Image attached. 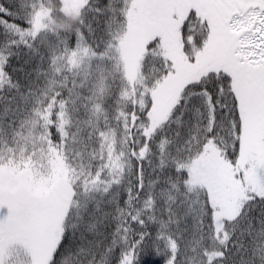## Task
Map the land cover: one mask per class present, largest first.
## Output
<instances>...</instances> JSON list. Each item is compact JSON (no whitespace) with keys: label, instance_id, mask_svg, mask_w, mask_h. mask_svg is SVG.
I'll list each match as a JSON object with an SVG mask.
<instances>
[{"label":"snow or ice","instance_id":"obj_1","mask_svg":"<svg viewBox=\"0 0 264 264\" xmlns=\"http://www.w3.org/2000/svg\"><path fill=\"white\" fill-rule=\"evenodd\" d=\"M0 264H264V0H0Z\"/></svg>","mask_w":264,"mask_h":264}]
</instances>
